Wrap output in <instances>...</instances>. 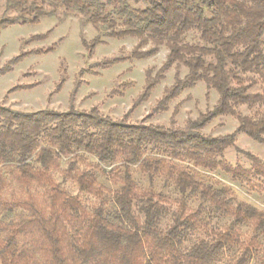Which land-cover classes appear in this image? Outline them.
Instances as JSON below:
<instances>
[{
	"label": "trees",
	"instance_id": "1",
	"mask_svg": "<svg viewBox=\"0 0 264 264\" xmlns=\"http://www.w3.org/2000/svg\"><path fill=\"white\" fill-rule=\"evenodd\" d=\"M5 1L7 10L16 15L3 16L0 30L13 25H37L42 18L52 16L56 8H62L82 15L93 27H105L108 38L136 39L135 57L153 55L164 45L168 49L166 61L154 75L146 73L140 103L172 66L176 71L173 84L164 90L156 110H167L170 101L199 82L207 91H215L218 99L211 111L188 121L184 128L174 127L173 122L161 127L114 121L95 108L86 112L70 107L65 112L22 113L0 106V167L15 164L13 173L20 185L29 187L35 183L47 188L46 208L30 194L13 201V206L26 214L9 227L7 237L0 238V264H32L31 252L17 242L24 231L37 233L34 243L49 264H216L224 249L241 244L236 226L254 222L257 230L264 229V213L244 203H234L227 197V189H213L199 181L195 173L197 169L220 170L234 181L244 182L252 176L264 179L263 165L250 154L242 153L251 163L250 171L232 167L224 160V152L234 148L239 134L264 145V88L252 93V84L245 85L238 76L256 74L264 83V0H134L144 4L143 9H132L127 0ZM191 31L199 34L200 43L183 42ZM99 44L100 37L82 41L88 53ZM147 45L151 48L142 52ZM54 49L20 54L0 69V75L10 72L28 55L49 54ZM119 62L121 59H113L103 66ZM180 66L187 70L184 77H180ZM241 106L260 111L256 117L244 116L236 111ZM219 117L235 119L236 130L216 138L202 134ZM79 153L95 157L100 163L122 160L123 183L115 195L120 224L108 221L101 209L86 216L78 200L52 179L51 173L62 159H71L68 171L74 170ZM130 166H138L151 176L164 171L180 192L199 193L214 212L229 216V227L212 242L200 241L182 250L185 234L199 226L196 219L201 212L185 216L182 207L173 225L161 231L158 226L163 207L148 193L140 222L133 213L135 185ZM77 184L81 192H91L95 180L83 173ZM250 253L246 246L232 264H247Z\"/></svg>",
	"mask_w": 264,
	"mask_h": 264
},
{
	"label": "rangeland",
	"instance_id": "2",
	"mask_svg": "<svg viewBox=\"0 0 264 264\" xmlns=\"http://www.w3.org/2000/svg\"><path fill=\"white\" fill-rule=\"evenodd\" d=\"M127 4L132 9L145 7L134 0H127ZM15 15V12L7 10L6 1L0 0V19ZM106 32L105 27H93L82 15L62 8H56L52 16L42 18L37 25H13L0 30V69L20 54L46 52L55 47L49 54L28 55L14 65L10 72L0 75V106L22 113L43 110L65 112L70 107L78 112H86L95 108L102 116L114 121L125 120L130 124L145 123L161 127H169L173 122L177 128H184L188 121L197 119L215 106L218 99L216 92L207 91L205 84L199 82L170 101L167 110H156L164 90L173 84L176 72L174 66L164 74L149 97L140 103L146 73L151 71L154 75L162 67L168 49L162 45L153 55L135 57L133 50L137 45L136 39H112L105 36ZM96 37H100L101 44L88 53L82 41L91 42ZM182 40L188 44L200 43L196 31L187 33ZM262 41L264 48V37ZM150 48L151 45H147L141 51ZM113 59H121V62L109 67L103 66ZM186 73V68L180 66V77ZM238 76L245 85L252 84L249 90L252 93H260L264 88L262 79L256 74L239 73ZM236 111L244 116L256 117L260 109L249 110L241 106ZM236 128L235 119L219 117L208 124L202 134L216 138L232 134ZM242 153L256 157L264 167V145L242 134L236 136L234 148L224 152V160L232 167L238 166L250 171L251 163ZM78 155L81 157L71 172L68 171L71 159L60 160L59 167L51 173L52 179L66 194L78 200L86 216L101 209L108 221L120 224L115 195L123 183L125 169L122 160L100 163L95 157L81 153ZM32 164L38 167L34 162ZM14 167L15 164L0 167L1 239L7 237L10 234L9 227L17 224L26 214L24 210L13 206V201L25 199L30 194L41 207L46 208L47 203V188L35 183L29 187L20 185L15 179ZM129 172L135 185L133 213L140 222L144 219L142 208L148 193H152L153 201L163 207L158 226L161 231L173 225L182 207L185 216L201 212V216L196 219L199 226L185 234L182 250H188L200 241L212 242L218 233L229 227L232 221L229 216L214 212L209 202L203 200L199 193L180 192L173 179L164 171L151 176L142 172L138 166H130ZM83 173L95 180L91 192H81L78 188L77 178ZM195 173L205 185L213 189H227V197L234 203H244L264 213L263 178L252 176L247 181L239 182L220 170L207 172L197 169ZM255 227L254 222L236 226L241 244L224 249L216 264H232L246 246L251 249L247 264H263L264 229L257 230ZM37 237L35 232L24 231L17 237V242L31 252L32 264H49L34 243Z\"/></svg>",
	"mask_w": 264,
	"mask_h": 264
}]
</instances>
